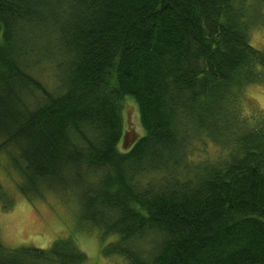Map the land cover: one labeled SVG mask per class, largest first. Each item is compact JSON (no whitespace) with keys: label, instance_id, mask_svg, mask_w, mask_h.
I'll return each instance as SVG.
<instances>
[{"label":"trees","instance_id":"obj_1","mask_svg":"<svg viewBox=\"0 0 264 264\" xmlns=\"http://www.w3.org/2000/svg\"><path fill=\"white\" fill-rule=\"evenodd\" d=\"M248 1L0 0L1 173L28 199L74 197L126 264H264V116L242 103L264 49ZM8 193L0 182L5 209ZM87 261L72 235L0 241V264Z\"/></svg>","mask_w":264,"mask_h":264},{"label":"rangeland","instance_id":"obj_2","mask_svg":"<svg viewBox=\"0 0 264 264\" xmlns=\"http://www.w3.org/2000/svg\"><path fill=\"white\" fill-rule=\"evenodd\" d=\"M250 25V42L253 46L264 49V0L247 2ZM51 85H54L52 80ZM243 113L251 111L264 116V81L246 88L242 96ZM125 124L127 134H141V124L137 103L131 98L125 103ZM219 148L209 143L205 157L215 159ZM4 173V172H3ZM1 184L14 205L5 209L0 200V241L9 248L24 245L49 248L59 239L72 235L78 246L88 257L87 264H126L119 255L104 256L101 230L82 218L81 206L73 197H62L53 192H46L42 198L28 199L18 189L16 175L9 177L1 173ZM115 237H108L106 242Z\"/></svg>","mask_w":264,"mask_h":264}]
</instances>
